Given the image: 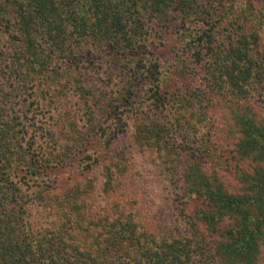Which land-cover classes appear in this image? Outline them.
<instances>
[{
    "label": "trees",
    "instance_id": "16d2710c",
    "mask_svg": "<svg viewBox=\"0 0 264 264\" xmlns=\"http://www.w3.org/2000/svg\"><path fill=\"white\" fill-rule=\"evenodd\" d=\"M263 31L264 0H0V264H264Z\"/></svg>",
    "mask_w": 264,
    "mask_h": 264
},
{
    "label": "rangeland",
    "instance_id": "374dc122",
    "mask_svg": "<svg viewBox=\"0 0 264 264\" xmlns=\"http://www.w3.org/2000/svg\"><path fill=\"white\" fill-rule=\"evenodd\" d=\"M167 42H168V44H170L169 39H167ZM262 47H264V36H263ZM162 55L164 57L167 56V50L166 49L162 50ZM199 72H201V71H199ZM200 76H201V74L199 73V74L194 76L195 79L192 76H189L188 78L187 77H172L167 81V85H168L169 89H171L170 91H172L173 93H184L187 91V89L188 90L191 89L192 83H194L193 81H195L198 84L197 81H199V80L197 78H199ZM224 119H225V114H224L223 110L218 111L216 114V121L219 123L220 130L224 129V126H225V125H223V124H225ZM221 133L222 132L220 131V133H218V136H221Z\"/></svg>",
    "mask_w": 264,
    "mask_h": 264
}]
</instances>
